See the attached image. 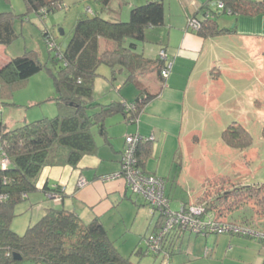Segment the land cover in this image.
<instances>
[{"label":"trees","instance_id":"trees-1","mask_svg":"<svg viewBox=\"0 0 264 264\" xmlns=\"http://www.w3.org/2000/svg\"><path fill=\"white\" fill-rule=\"evenodd\" d=\"M24 1L26 13L9 9L0 11V45H10L20 36L16 19L23 21L32 12L45 19L63 6V0ZM97 1L103 10L109 11L110 18L94 10L79 17L66 46L57 43L48 30L44 32L52 43L50 60L55 71L40 60L35 50H26L0 66V107L3 103L17 105L12 103L15 91L24 87L32 76L47 69L53 77L55 94L31 106L53 100L58 108L56 115L33 119L16 127H9V123L0 119V155L4 153L10 160L7 168L0 166V194L6 195L0 200V264H20L25 260L35 264H138L131 256L119 251L98 218L85 223L77 212L64 207H46L38 221L29 225L23 234L11 227L15 207L40 189L38 180L44 168L76 167L84 155L97 150L94 126L105 136V121L110 116L123 114L128 122H136L167 80L163 75L165 62L159 56L147 57L139 50L141 42L149 41L148 33L165 25L164 0L134 5L128 21L112 19L120 18L125 0ZM214 1L206 0L199 12L188 15L199 22V26L191 30L204 38L236 32L235 26H222L217 20V8L212 5ZM217 1L224 3L223 13L264 14V0ZM102 63L110 66L111 80L118 72L126 73L124 85L133 84L139 91L134 101L97 102L95 79ZM148 75L152 79L146 84ZM262 133L264 137V126ZM138 134L136 157L143 172L148 173L144 163L151 155L152 140ZM222 138L227 146L240 150L253 143L251 133L236 121L223 130ZM42 190L47 198L50 194L62 200L66 196L65 189L59 184H46ZM198 201L205 206V215L212 214L222 221L264 230V183L236 184L228 176L214 175L206 179ZM237 211L241 213L236 215ZM160 225L161 216L158 228ZM135 252L140 255L152 253L149 249L145 252L142 247H137ZM164 253L171 254L167 249ZM15 254H20L22 260H16Z\"/></svg>","mask_w":264,"mask_h":264},{"label":"crops","instance_id":"crops-1","mask_svg":"<svg viewBox=\"0 0 264 264\" xmlns=\"http://www.w3.org/2000/svg\"><path fill=\"white\" fill-rule=\"evenodd\" d=\"M205 1L184 0L182 4L187 17L199 12ZM118 5L116 2L115 6L118 7ZM199 15L201 16L202 13ZM218 15L221 13L218 12ZM217 20H219L218 17ZM255 21L257 24V20ZM259 21L262 26L260 30L241 33L238 17L235 22L239 25H235V33L204 38L188 28V20L179 24L172 22L168 24L165 20V25L162 27L167 37L166 41L161 39L160 50L162 48L167 50L173 66L159 95L145 106L136 126H131L129 123L132 122H128L123 114H115L106 119L105 136L100 133L97 126H94L93 133L97 150L95 153L84 155L76 167L66 165L44 168L38 180L40 189L34 192V196L33 193L29 196L30 207L41 204L44 211L48 206L64 207L77 212L85 223L98 218L105 226V217L113 210H118L124 201H132L137 209L140 206H146V201L140 195L133 199L134 194L129 193L130 190L122 178L110 180L103 178L121 170L126 137L135 133L154 136L152 152L145 159L144 168L148 173L165 178L166 186L168 185L166 187L168 197L171 198V191L181 179L185 168L198 170L201 167L199 170L202 173L197 171L195 175L201 182L200 191L181 204L198 201L203 193L206 179L216 174H210L208 169L203 168L207 164L204 161L206 158L201 155L199 150L201 148L194 144L196 140H201L199 134L202 133V129L189 125V121H219L221 112L227 111L226 106L229 103L236 106L240 104V76L243 74L245 64L249 68L248 63L241 57L247 52L253 57H258L255 55L256 52L258 54V48L264 50V20ZM220 24L229 26L226 23ZM240 42H243L247 48L244 50L245 55L240 54ZM254 46H258L257 51L254 50ZM10 59L2 61L1 65ZM262 60L260 58L259 62ZM107 79L112 82L119 94L111 101L131 102L137 98L139 91L136 86V91L128 90L123 95L121 90L125 86L124 82L116 85L111 80V76H107ZM43 94L30 104L43 102L49 96L54 95L45 96ZM57 113L58 108L55 103L46 111L34 112L32 116L36 117H27L22 122L39 118L40 115ZM153 159L157 161L156 164L151 165L150 162ZM189 175L193 176L191 171ZM80 176L88 180L83 187H78ZM185 179L183 176L182 180ZM46 184L62 185L66 191L64 199L56 203L47 198L42 190ZM151 216H156L153 218L155 221L153 230L155 231L158 228L160 215L155 213ZM186 232V230L175 231L166 244V249L171 254L157 256L153 254L154 263L151 264L264 263V246L258 239L252 238L255 239L252 240L249 239L251 237L245 238L246 236L235 234L201 235L194 233L186 239ZM191 236H194L192 240Z\"/></svg>","mask_w":264,"mask_h":264},{"label":"rangeland","instance_id":"rangeland-1","mask_svg":"<svg viewBox=\"0 0 264 264\" xmlns=\"http://www.w3.org/2000/svg\"><path fill=\"white\" fill-rule=\"evenodd\" d=\"M147 1L149 0H125L121 5L120 18L117 17L116 19H112L128 21L130 19L131 8L134 5ZM164 6L165 20L168 24L171 22L179 24L188 20L181 0H164ZM89 8H91L92 11ZM5 9L13 10L20 14L27 12L24 0H0V11ZM93 10L106 18H110L111 14L109 11L103 10L101 3L97 0H63V6L48 14L45 19L34 12L28 13L23 21L16 19L15 26L20 32V36L10 45H0V65L2 61L21 55L26 50H35L40 60L43 63H48L55 71L50 60L52 45L45 37L44 32L48 30L53 38H55L56 42L64 46L72 36L76 20L81 16H86L87 13H92ZM217 11L221 13V15L217 16L219 22L222 24L226 23L231 27L239 25L235 22L239 17L241 33H248L262 28L261 21L259 20H264L262 19L264 18V14L255 16L235 15L223 13L222 10ZM255 20H257V24ZM61 30L64 31V34H61ZM163 30L164 27L162 26L156 28L153 32L148 33V37L150 38L149 41L140 43L139 50L142 51L145 56L155 58L159 55L161 48L160 41L161 39L166 41L167 37L165 31L163 33ZM254 47V50L257 51L258 46ZM246 49L243 42H240V54L245 55L244 50ZM263 52V49L258 48V54L257 52L255 54L258 57H253L251 56L252 54L248 52L245 56L241 57V59L248 63L249 68L245 64L244 67L246 69L244 68V70H242L243 74L240 76V104L238 106L229 103L226 106L227 111L221 112L219 121H189V125H195L202 129V133L199 134L201 140H196L194 144L201 148L198 149L201 155L206 158L204 161H206L207 164L203 166V168L208 169L210 174L228 176L232 182L236 184L242 183L252 185L264 183V137L262 133L264 126ZM260 58L263 59L262 62H259ZM258 66L260 67L258 68ZM98 71L99 75L96 77L94 87L96 100L100 103L111 102L113 97L119 96L117 89H115L112 82L107 79V76H112V70L109 65L102 63ZM125 78L126 73L118 72L115 80L112 81L118 85L119 83H123ZM151 79L152 76H146V84H149ZM128 90L136 91L135 85H125L121 91L124 95ZM42 94L45 96L55 94L53 77L47 69L32 76L24 87L15 91L12 103L16 102L17 105L8 103H3L1 105L0 119L2 118L4 122L9 123V127H16L27 119V117H36L32 116L34 112L40 113L46 111L50 106L55 104L53 100H49L43 104L31 106L30 103ZM46 116L53 115H40L39 119ZM234 121L242 124L251 133L253 143L249 148L244 150L231 148L223 141V130ZM129 124L131 126L137 125V123ZM95 132H97V128H95ZM156 161L157 160L153 159L150 164L154 165ZM199 168L198 170L196 168H185L181 175V179H179L177 184L173 187L171 198L169 197L170 205L173 210L179 209L182 206L181 202L191 199L193 195H197L198 191H200L201 182L199 178L197 179V176H195L197 175V171L198 173H202ZM190 171L195 178L189 175ZM183 176H185V180H182ZM225 187L228 188L227 186ZM167 189L168 188H165L166 193L168 192ZM130 192L132 191L130 190L129 193ZM133 194V199H136L138 194ZM34 195L33 193V196ZM198 202L199 201H196L194 203ZM43 211V206L41 204H35L30 207L29 200L18 204L15 207L16 215L12 220V229L23 234L30 224L38 221ZM240 213L241 212L237 211L236 215ZM151 215L153 214L148 205L140 206V208L137 209L132 201H124L118 210H113V212L108 214L104 219L108 235L110 239L114 241L119 251L125 256H131L138 264L154 263L153 253H144L140 255L135 252L137 247H142L145 252L148 249L147 238L154 231L155 221L153 218L157 216L152 217ZM186 231L187 239L191 232L189 230ZM247 237L248 236L245 238ZM193 238L194 236H191V240ZM184 249L186 248L184 247ZM20 264L35 263L30 260H25Z\"/></svg>","mask_w":264,"mask_h":264},{"label":"built area","instance_id":"built-area-1","mask_svg":"<svg viewBox=\"0 0 264 264\" xmlns=\"http://www.w3.org/2000/svg\"><path fill=\"white\" fill-rule=\"evenodd\" d=\"M212 5L216 7L217 10H222L224 8V3L221 1L216 0L212 3ZM89 9L92 11L91 8ZM228 13L231 14L230 11H228ZM198 26L199 22L195 17L188 18V27L190 29H195ZM159 57L165 62L163 75L168 78L172 70L173 61L167 50L164 48L160 50ZM131 122L138 124L139 120ZM149 139L153 140L154 136H149ZM139 140L140 135L138 133L128 135L126 137V144L122 152L121 170L108 174L103 178L104 180L122 178L125 181L126 186L133 193L143 197L152 214H160V227L156 231L152 232L147 238L148 249L150 252L165 254L164 251L166 249L164 248V243L167 241L171 233L179 228L201 235L228 233L249 236L251 238L258 239L264 246V230L222 221L217 219L212 214L205 215L204 213L206 210L202 203L182 204L179 209L173 210L170 205V198L165 192V178L155 174L145 173L139 166V162L136 157V149ZM9 165V158L4 155V153L1 154L0 166L2 168H7ZM87 183L88 180L86 177L80 176L78 179V187H83ZM4 198H6V195L0 194V200ZM49 198L54 200L56 203L62 201V198L53 194H50Z\"/></svg>","mask_w":264,"mask_h":264},{"label":"water","instance_id":"water-1","mask_svg":"<svg viewBox=\"0 0 264 264\" xmlns=\"http://www.w3.org/2000/svg\"><path fill=\"white\" fill-rule=\"evenodd\" d=\"M61 34H64L63 30H61ZM64 46H66V44ZM15 259L16 260H22V256L20 254H15ZM110 264H116V263H110Z\"/></svg>","mask_w":264,"mask_h":264}]
</instances>
